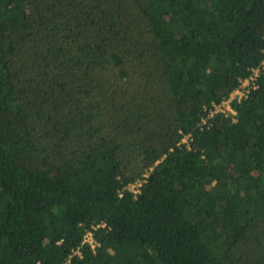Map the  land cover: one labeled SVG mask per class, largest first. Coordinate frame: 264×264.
<instances>
[{"label": "trees", "instance_id": "trees-1", "mask_svg": "<svg viewBox=\"0 0 264 264\" xmlns=\"http://www.w3.org/2000/svg\"><path fill=\"white\" fill-rule=\"evenodd\" d=\"M0 264H264V0H0Z\"/></svg>", "mask_w": 264, "mask_h": 264}, {"label": "built area", "instance_id": "built-area-1", "mask_svg": "<svg viewBox=\"0 0 264 264\" xmlns=\"http://www.w3.org/2000/svg\"><path fill=\"white\" fill-rule=\"evenodd\" d=\"M258 76H259V70L258 69L253 70L252 75L248 79L244 80L242 82V86L236 89L234 92H232L229 98L225 99L220 104H212L211 108L208 109L206 118L203 119L202 121V126H206L207 122L218 114H223L225 116L235 118L237 113L233 107L234 104L241 102L244 98L248 96L249 91L254 86V82ZM187 141H188V137H186L183 140V143L186 144ZM134 188L135 186L131 187V190L136 192ZM85 242H88L93 249L96 246L92 233H88L85 236Z\"/></svg>", "mask_w": 264, "mask_h": 264}]
</instances>
